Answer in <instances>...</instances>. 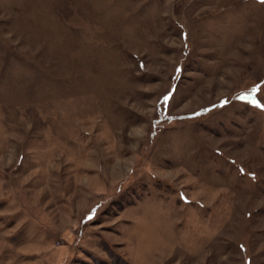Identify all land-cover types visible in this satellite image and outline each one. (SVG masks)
<instances>
[{
  "label": "rangeland",
  "instance_id": "374dc122",
  "mask_svg": "<svg viewBox=\"0 0 264 264\" xmlns=\"http://www.w3.org/2000/svg\"><path fill=\"white\" fill-rule=\"evenodd\" d=\"M0 264H264V2L0 0Z\"/></svg>",
  "mask_w": 264,
  "mask_h": 264
},
{
  "label": "snow or ice",
  "instance_id": "6c2138e0",
  "mask_svg": "<svg viewBox=\"0 0 264 264\" xmlns=\"http://www.w3.org/2000/svg\"><path fill=\"white\" fill-rule=\"evenodd\" d=\"M262 2H264V0H262Z\"/></svg>",
  "mask_w": 264,
  "mask_h": 264
}]
</instances>
